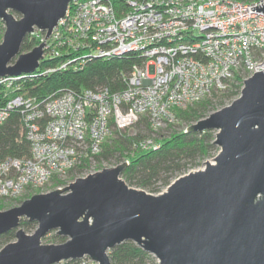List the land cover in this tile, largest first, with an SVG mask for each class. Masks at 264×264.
<instances>
[{
    "label": "water",
    "instance_id": "95a60500",
    "mask_svg": "<svg viewBox=\"0 0 264 264\" xmlns=\"http://www.w3.org/2000/svg\"><path fill=\"white\" fill-rule=\"evenodd\" d=\"M71 1L0 0V78L39 68L46 40ZM251 9L264 13V3ZM35 30L44 39L22 52ZM206 130L215 131L220 149L214 162L181 175L157 195L130 187L121 177L129 164L123 162L0 210V234L17 230L16 240L0 249V264H62L85 257L111 264L109 251L125 241L158 264H264V70L244 80L231 104L186 132ZM23 218L36 222L33 233L20 228ZM51 232L67 240L43 244Z\"/></svg>",
    "mask_w": 264,
    "mask_h": 264
},
{
    "label": "built area",
    "instance_id": "2783aa9c",
    "mask_svg": "<svg viewBox=\"0 0 264 264\" xmlns=\"http://www.w3.org/2000/svg\"><path fill=\"white\" fill-rule=\"evenodd\" d=\"M126 3L118 10L112 0H72L44 53L68 58L43 72L81 70L94 58L133 53L138 60L122 91L62 89L40 100L16 96L0 106V124L12 109H20L31 144L29 158L0 163V197L17 199L27 190H42L55 176L65 178L98 154L114 129H132L143 117L154 131L177 125L176 109L228 89L238 76L244 84L264 70V13L251 9L264 0ZM23 75L0 78V83L11 85ZM159 145L154 134L134 148Z\"/></svg>",
    "mask_w": 264,
    "mask_h": 264
},
{
    "label": "trees",
    "instance_id": "16d2710c",
    "mask_svg": "<svg viewBox=\"0 0 264 264\" xmlns=\"http://www.w3.org/2000/svg\"><path fill=\"white\" fill-rule=\"evenodd\" d=\"M127 0H112L118 10L126 9ZM254 1V0H242ZM19 17L18 14H16ZM5 26L0 20V43L3 38ZM44 36L43 32L36 35L29 34L22 43V52H28ZM68 55L49 57L46 55L41 60L39 68L31 74H25L15 79L9 85L7 82L0 83V106L16 96L24 98L43 99L62 89L108 88L111 92L122 91L126 87L124 77L132 70L138 56L133 53L121 57L94 58L89 60L81 70L72 68L56 70L44 74L49 68H57ZM239 83V84H238ZM243 87V77L238 76L228 89L213 91L205 99L191 103L184 108L176 109L179 121L186 127L206 118L212 112L217 111L218 105L224 107L226 99H236ZM220 107V108H221ZM177 124V125H179ZM177 125H169L159 131H154L147 117L141 120L132 129H114L112 134L102 143L98 154L85 158L82 162L71 169L65 176L74 179L76 176L89 170L92 161L98 164L107 163L118 165L126 159L128 166L123 170L121 177L130 186H135L159 193L164 187H168L176 178L198 167L204 160L213 156L219 150L214 143L215 131L206 130L203 134L198 132H186L185 128L175 130ZM156 135L160 145L156 149H135L134 144L144 138ZM31 156V144L26 137V123L20 109H12L6 120L0 124V163L11 158L27 159ZM53 188L64 185V181L58 177L53 178ZM33 191L27 190L17 199L0 197V210L4 209L5 203L21 204L33 195ZM20 228L27 233H33L37 228L34 221L26 218L21 219ZM16 229H11L0 234V249L6 244L16 240ZM51 242L64 243L67 239L53 232ZM47 238V237H46ZM111 264H158L157 259L138 246L133 241H125L109 251ZM64 264H96L88 262L87 258L66 260Z\"/></svg>",
    "mask_w": 264,
    "mask_h": 264
},
{
    "label": "rangeland",
    "instance_id": "374dc122",
    "mask_svg": "<svg viewBox=\"0 0 264 264\" xmlns=\"http://www.w3.org/2000/svg\"><path fill=\"white\" fill-rule=\"evenodd\" d=\"M37 32L38 31H35V35L37 34ZM239 84V83H238ZM234 100V99H233ZM233 100H228V99H226L225 100V102H224V107L225 106H227V105H229V104H231V102L233 101ZM219 109H221L222 107H221V105H218L217 106ZM221 107V108H220ZM218 109V110H219ZM184 127H186V124L185 123H183V122H181L179 125H177L176 127H175V130H181L182 128H184ZM188 127V126H187ZM220 150V149H219ZM219 150L218 151H216L214 154H213V156L212 157H210V158H207L206 160H204L198 167H196V168H193L191 171H194V170H197V169H203L204 167H205V162H207V161H210V162H214V157H216V155L219 153ZM109 167H112L110 164H107V163H102V164H98L97 162H94V161H92V163L90 164V168H89V170H87V171H85L83 174H81V175H79V176H76L74 179H72V180H70V178H68V177H66V178H59V179H61L62 181H64V185H62V186H60V187H58V188H64V187H66V186H68L70 183H72V182H74L76 179H78V178H83V177H86L87 175H89V174H91V173H95V172H97V171H100V170H102V169H104V168H109ZM173 182V181H172ZM53 181L51 182V183H49V184H47L46 185V187L44 188V189H35L34 191H33V193L34 194H40V193H47V192H51V191H53V190H55V188H53ZM130 186V185H129ZM130 187H133V188H136V189H141V188H137V187H135V186H130ZM167 189V187H164V188H162L161 189V192H164L165 190ZM142 190H144V189H142ZM144 191H146L147 193H150L149 191H147V190H144ZM161 192H159V193H161ZM159 193H151V194H155V195H157V194H159ZM33 194V195H34ZM18 205H20V204H14L13 203V205H11L10 203H5V207H4V209H2V210H7V209H10V208H12V207H15V206H18ZM31 234V233H30ZM54 234H53V232H51V233H49L46 237H44L43 238V240H42V242H43V244H55V243H53V242H51V237L53 236ZM87 258V261L88 262H93L90 258H88V257H86ZM158 262V261H157ZM62 264H64V262H62Z\"/></svg>",
    "mask_w": 264,
    "mask_h": 264
}]
</instances>
